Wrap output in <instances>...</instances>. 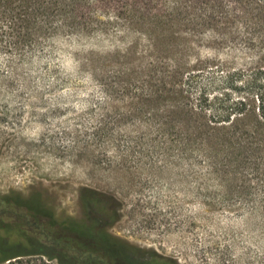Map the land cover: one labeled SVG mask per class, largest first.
Masks as SVG:
<instances>
[{
  "label": "trees",
  "instance_id": "16d2710c",
  "mask_svg": "<svg viewBox=\"0 0 264 264\" xmlns=\"http://www.w3.org/2000/svg\"><path fill=\"white\" fill-rule=\"evenodd\" d=\"M106 1L0 0V47L135 34L123 48H89L76 60L103 92L106 111L130 96L129 111L102 114L95 125V139L110 146L99 162L111 174L189 177L203 206L257 214L264 226V0H160L156 12L150 0H117L113 8ZM207 43L213 53L201 55ZM136 55L144 62L134 63ZM79 199L87 221L58 220L37 196L15 200L23 211L17 225L0 228L14 229L17 240L0 244V263L32 255L60 264L145 263L108 232L120 219L116 196L81 187ZM32 221L42 238L28 232Z\"/></svg>",
  "mask_w": 264,
  "mask_h": 264
},
{
  "label": "rangeland",
  "instance_id": "374dc122",
  "mask_svg": "<svg viewBox=\"0 0 264 264\" xmlns=\"http://www.w3.org/2000/svg\"><path fill=\"white\" fill-rule=\"evenodd\" d=\"M150 1L152 11H159L161 1ZM116 2L106 4L113 8ZM113 34L114 40L91 42L57 36L40 48L20 51L0 47V208L17 220L23 211L16 202L37 196L58 220L87 221L79 197L81 187H90L120 202V219L108 232L137 252L161 257L158 262L264 264L259 215L203 206L189 177L149 178L147 169L144 178L111 174L99 162L110 146L95 139V125L102 114L129 111L130 96L114 99L106 111L103 92L88 73L79 72L76 60L86 49L110 52L136 40L135 34ZM137 42L139 49L144 43ZM209 45L200 48L201 55L213 53ZM225 53L219 48L221 57ZM135 57L134 63L144 62ZM9 233L0 228L2 239L17 240L14 229ZM18 258L0 264H60L42 255Z\"/></svg>",
  "mask_w": 264,
  "mask_h": 264
},
{
  "label": "flooded vegetation",
  "instance_id": "af4514ba",
  "mask_svg": "<svg viewBox=\"0 0 264 264\" xmlns=\"http://www.w3.org/2000/svg\"><path fill=\"white\" fill-rule=\"evenodd\" d=\"M16 218L15 215H8L4 209L0 208V222H1V226H6L8 224H16L17 225V221L14 219ZM18 220V219H17ZM28 232L36 237L35 235H38V239L42 238L41 234H38L37 232V228H35V222L32 221V224L29 225L28 227ZM9 242V240H4L0 237V244L2 243H7ZM128 256L131 257H136V258H140L143 261H145L144 264H161V262H158L157 259H160L161 257H158L157 255L153 254V253H142V252H134V253H130L127 254ZM162 259V258H161Z\"/></svg>",
  "mask_w": 264,
  "mask_h": 264
}]
</instances>
